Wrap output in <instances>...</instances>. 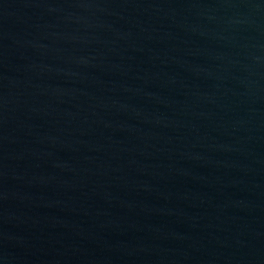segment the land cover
<instances>
[{
  "label": "water",
  "instance_id": "95a60500",
  "mask_svg": "<svg viewBox=\"0 0 264 264\" xmlns=\"http://www.w3.org/2000/svg\"><path fill=\"white\" fill-rule=\"evenodd\" d=\"M0 264H264V0H0Z\"/></svg>",
  "mask_w": 264,
  "mask_h": 264
}]
</instances>
